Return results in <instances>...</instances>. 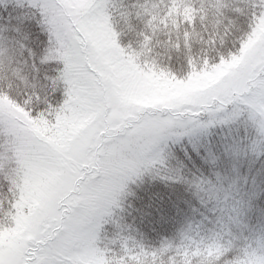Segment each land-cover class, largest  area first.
I'll use <instances>...</instances> for the list:
<instances>
[{
    "label": "snow or ice",
    "instance_id": "1",
    "mask_svg": "<svg viewBox=\"0 0 264 264\" xmlns=\"http://www.w3.org/2000/svg\"><path fill=\"white\" fill-rule=\"evenodd\" d=\"M0 7V264H264L251 196L219 172L183 181L216 213L206 232L152 246L121 216L146 175L182 180L169 141L243 121L264 155V0Z\"/></svg>",
    "mask_w": 264,
    "mask_h": 264
},
{
    "label": "trees",
    "instance_id": "2",
    "mask_svg": "<svg viewBox=\"0 0 264 264\" xmlns=\"http://www.w3.org/2000/svg\"><path fill=\"white\" fill-rule=\"evenodd\" d=\"M9 12L10 7H0V14H2L0 18L6 19ZM124 42H127V38L124 39ZM28 44L35 50L33 44L30 42ZM157 51L161 56L164 55L162 48ZM212 140L215 142L211 143L210 153L218 155L221 142L216 139ZM194 155L193 149L190 148H184L179 154L178 159L180 158L182 176L187 177L189 174L198 175V173L200 175L206 174L209 170L210 173L216 172L220 166L219 163L221 162H218L215 167H211L205 162V159L200 160L198 158L195 163L196 155ZM220 155L218 160L224 159V156ZM202 156L205 157L204 154ZM225 157L229 158L230 156ZM261 157L264 159V155ZM259 170L260 176L258 178L260 183L257 186L248 187L246 194L243 196L245 201L249 200V196H251V200L250 206L245 209L242 221L255 233L264 229V187L262 185L264 181V163L259 165ZM132 191L134 195L126 199L125 209L128 214L132 211L131 220L134 223L132 225L134 238L138 240L143 238L146 244L157 246L161 239L174 240L178 231L179 221L181 219L184 220L186 212L191 209H198L193 218V227L199 224L204 232L214 227L216 213L212 210V206H203L197 198L191 196L186 186L177 182L159 178H146L140 186H133ZM128 205H131V207H128Z\"/></svg>",
    "mask_w": 264,
    "mask_h": 264
},
{
    "label": "rangeland",
    "instance_id": "3",
    "mask_svg": "<svg viewBox=\"0 0 264 264\" xmlns=\"http://www.w3.org/2000/svg\"><path fill=\"white\" fill-rule=\"evenodd\" d=\"M0 16H2V14H0ZM45 41H46V37H45ZM25 43H28V41H26ZM212 139H216L221 142L219 153L218 155H215V157L217 158L216 164L218 162H221L219 163L220 166L216 172H219L221 175H226L229 176L230 178L237 179L238 187L240 189L241 195L244 196L247 192L248 187L250 188L257 186V184L260 183V180L258 178V176H260L259 165L264 163L263 161L264 159H262L261 157L262 155H254L250 150L252 141L253 139H255V131L254 129L248 127L243 121L229 123V124H217L213 127H210L206 133L199 134L194 137H184L180 140L179 143L175 145H173L169 141L168 148L166 149V152H169L167 163L169 168L173 170L169 174L175 175L176 174L175 170L179 169V174L182 177V180L173 181V182H177L180 185L186 186L191 196L196 198V196L193 195L192 189H190L188 184L184 183L183 181L191 180L193 176L212 178L211 174L213 172L210 173L209 170L208 173L206 174H201V175L199 173L198 175L189 174L187 177H184L181 175L182 170L180 167V158L178 159V157L184 148L193 149L192 144H196L198 149V154L197 151H193L196 155V156L194 155L195 156L194 162L196 163L198 159L203 160L204 157L202 156V154L206 156V154L210 152L211 143L215 142ZM221 152H223V154L220 155ZM219 155L224 156V159L218 160ZM225 156H230V157L226 158ZM233 169H235V171H233ZM197 171L199 172V170ZM146 178H150V177L146 175L143 178V182L146 180ZM142 183L138 182V186H140V184ZM262 185L264 187V181L262 182ZM197 211L198 209H191L186 212V215L184 216V220L181 219L178 223L179 224L178 231L174 240L178 239L180 232L182 230L187 229L189 225L193 227V223H194L193 218ZM121 216H122V222L130 226L128 233H131V235L133 236L134 228L132 225H134V223L131 220L132 211H130L128 214L127 210L125 209V211L121 213Z\"/></svg>",
    "mask_w": 264,
    "mask_h": 264
}]
</instances>
